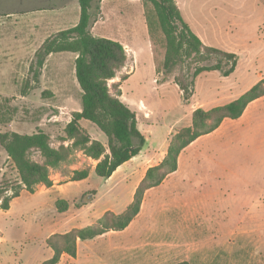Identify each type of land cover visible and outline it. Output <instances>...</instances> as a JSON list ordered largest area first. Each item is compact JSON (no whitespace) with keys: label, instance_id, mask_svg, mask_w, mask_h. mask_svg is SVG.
<instances>
[{"label":"rangeland","instance_id":"374dc122","mask_svg":"<svg viewBox=\"0 0 264 264\" xmlns=\"http://www.w3.org/2000/svg\"><path fill=\"white\" fill-rule=\"evenodd\" d=\"M175 3L205 46L236 55L234 71L200 74L185 101L174 83L185 70L158 73L165 49L152 5L95 0L90 33L123 43L127 55L107 82L109 92L114 95L119 88V99L135 113L145 144L109 180L96 176L97 162L76 149L69 163L50 171L53 187L23 190L7 211L0 209V264H41L52 255L45 243L52 234L93 225L106 212H123L147 169L164 158L171 137L191 125L195 109L225 105L264 78V0ZM78 19L77 0H0V134L43 131L52 148L71 145L64 128L81 109L75 55L48 56L36 79L30 65L46 38ZM79 125L106 147V136L93 124L82 120ZM30 159L43 162L38 152ZM85 168L86 179L69 182L73 170ZM17 181L0 145V187ZM59 200L68 203L67 211L56 209ZM186 259L192 264H264V97L249 104L238 120H225L183 150L177 170L145 192L139 214L125 230L79 241L76 258L62 256L59 264H178Z\"/></svg>","mask_w":264,"mask_h":264},{"label":"trees","instance_id":"16d2710c","mask_svg":"<svg viewBox=\"0 0 264 264\" xmlns=\"http://www.w3.org/2000/svg\"><path fill=\"white\" fill-rule=\"evenodd\" d=\"M95 0H77L79 19L75 26L57 32L46 38L34 54L30 71L36 79L49 55L68 52L75 55L74 74L81 90V109L73 112L64 128L65 140H72L70 146L54 149L49 136L43 131L31 135L15 132L0 134V145L14 166L18 181L14 186L0 187V209L7 211L10 202L25 190L34 193L38 185L46 189L53 186L50 171L69 163L76 149L96 161L94 174L108 179L118 167L137 156L145 139L137 128L135 113L120 99V90L109 92L107 82L113 80L116 72L126 62L124 46L118 41L96 37L90 33L92 6ZM101 1V0H100ZM152 7L159 29L164 38V57L161 71L171 75L175 70H185L182 76L174 77V83L187 101L193 92L194 80L205 72L221 71L229 76L236 67V55L214 47L205 46L183 20L175 0H143ZM148 28L152 21L147 20ZM211 62L209 64H206ZM224 67H228L223 70ZM264 97V78L259 80L237 99L210 110L197 108L191 116V125L177 131L170 139L162 161L145 172L133 194L132 201L120 214L106 212L93 225L74 228L65 233H54L46 240L52 255L41 264H59L63 255L76 258L77 243L94 240L108 232L125 230L139 214L146 191L156 188L164 179L177 170L181 152L202 136L209 135L220 127L224 120L239 119L249 104ZM93 124L107 139L106 147L91 140L79 125L80 121ZM32 152H38L43 162L30 159ZM89 169L73 170L69 182L86 179ZM10 195H7L8 191ZM59 212L68 209V203H55ZM178 264H188L181 262Z\"/></svg>","mask_w":264,"mask_h":264},{"label":"crops","instance_id":"0c3cea01","mask_svg":"<svg viewBox=\"0 0 264 264\" xmlns=\"http://www.w3.org/2000/svg\"><path fill=\"white\" fill-rule=\"evenodd\" d=\"M121 44H123V43H121ZM123 46H125V45L123 44ZM49 56H51V55H49ZM254 102H255V101H254ZM240 118H241V117H240ZM237 120H238V119H237ZM224 121H225V120H224ZM224 121H223V122H224ZM231 121H235V120H231ZM223 122H222V123H223ZM220 126H221V125H220ZM215 131H217V129H216ZM215 131H214V132H215ZM209 135H210V134H209ZM206 136H208V135H205V136H202V137H206ZM200 138H201V137H200ZM197 140H198V139H197ZM197 140H196V141H197ZM194 142H195V141H194ZM194 142H193V143H194ZM193 143H191L190 145H192ZM190 145H189V146H190ZM189 146H188V147H189ZM185 149H186V148H185ZM185 149H184V150H185ZM135 157H136V156H135ZM135 157H133L132 159H130L129 161H127L126 163H124L123 165H121L120 167H118V168L116 169L115 172H117L119 169H122L123 167H125V166H126L127 164H129L130 161H132ZM95 162H96V161H95ZM115 172H114V173H115ZM114 173H113V174H114ZM113 174L111 175V177L113 176ZM111 177H109L108 180L111 179ZM38 186H39V187H42L41 190L46 189V188H45L44 186H42V185H38ZM53 186H54V185H53ZM53 186H52V187H53ZM78 242H79V241H78ZM77 245H78V243H77ZM63 256H66V255H63ZM68 257H69V256H68ZM70 258H71V257H70ZM72 259H75V258H72ZM190 260H191V259H186L185 262H187L188 264H192Z\"/></svg>","mask_w":264,"mask_h":264}]
</instances>
